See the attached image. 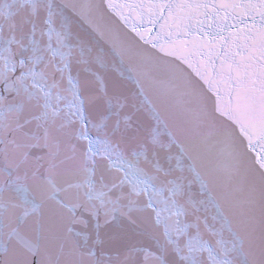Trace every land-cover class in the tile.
<instances>
[{"label": "snow or ice", "instance_id": "6c2138e0", "mask_svg": "<svg viewBox=\"0 0 264 264\" xmlns=\"http://www.w3.org/2000/svg\"><path fill=\"white\" fill-rule=\"evenodd\" d=\"M0 264H264V0H0Z\"/></svg>", "mask_w": 264, "mask_h": 264}]
</instances>
